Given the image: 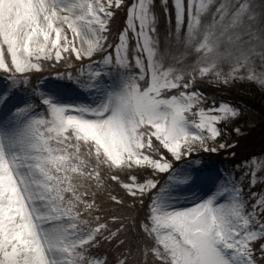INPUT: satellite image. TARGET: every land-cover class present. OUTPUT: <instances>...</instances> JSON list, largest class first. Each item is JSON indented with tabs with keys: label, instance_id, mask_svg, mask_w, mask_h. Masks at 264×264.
<instances>
[{
	"label": "snow or ice",
	"instance_id": "obj_1",
	"mask_svg": "<svg viewBox=\"0 0 264 264\" xmlns=\"http://www.w3.org/2000/svg\"><path fill=\"white\" fill-rule=\"evenodd\" d=\"M205 81L264 88V0H0V264H264V158L204 157L244 115Z\"/></svg>",
	"mask_w": 264,
	"mask_h": 264
},
{
	"label": "trees",
	"instance_id": "obj_2",
	"mask_svg": "<svg viewBox=\"0 0 264 264\" xmlns=\"http://www.w3.org/2000/svg\"><path fill=\"white\" fill-rule=\"evenodd\" d=\"M119 13H122L120 19L124 20L125 12L121 11ZM162 19L163 16L161 15L160 22L162 21ZM117 20L118 19H116V24L114 26L117 25ZM236 84H237V88L232 93L240 100H244L251 107V112H249V114H247L248 116H246L241 121V122H245L242 125V128L245 129V132L249 130L251 132H249L248 134H244L243 138L238 137L239 146L236 149L237 155L234 160L235 161L238 160V162H240L241 160L240 157L244 158L246 155L250 153L264 150V140L261 141L262 145L259 146L252 145L253 138H255L254 136H256L257 134L264 136V106H263L264 92L262 90L260 91V89L255 85V82L238 81ZM228 131L232 133L231 129H228ZM230 138L237 139V137L232 134ZM250 144L251 146L249 147ZM221 155L223 157H230V154L227 152H221ZM251 191L257 193H264V188L263 189H259L257 187L255 189L251 188Z\"/></svg>",
	"mask_w": 264,
	"mask_h": 264
},
{
	"label": "rangeland",
	"instance_id": "obj_3",
	"mask_svg": "<svg viewBox=\"0 0 264 264\" xmlns=\"http://www.w3.org/2000/svg\"><path fill=\"white\" fill-rule=\"evenodd\" d=\"M173 1V0H172ZM126 18V17H125ZM126 20V19H125ZM124 24V23H123ZM210 87H212V88H221V87H225V86H223V85H216V84H209L207 81H205ZM238 81H236L235 83H233L232 85H234V86H237V83ZM255 85L260 89V91L262 90L263 92H264V88H262V87H260L257 83H255ZM264 106V105H263ZM249 132H251L250 130L249 131H247V132H243V134H248ZM255 138H253V141H252V145H257V146H259V145H262L261 144V141H263L264 140V136L263 135H259V134H257L256 136H254ZM251 146V144L249 145V147ZM257 146H255V147H257ZM219 168H225V165H222V166H219ZM258 177H260L259 176V174H258ZM258 181H261L260 179H258Z\"/></svg>",
	"mask_w": 264,
	"mask_h": 264
}]
</instances>
